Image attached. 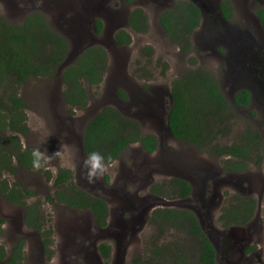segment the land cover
<instances>
[{
  "label": "rangeland",
  "instance_id": "1",
  "mask_svg": "<svg viewBox=\"0 0 264 264\" xmlns=\"http://www.w3.org/2000/svg\"><path fill=\"white\" fill-rule=\"evenodd\" d=\"M178 1L182 0H0V16L8 22L19 26L27 14L39 12L69 46L53 77H31L19 87L27 116L26 134L19 137L22 147L46 149L49 155L62 152L40 170L13 159L14 173L2 176L30 193H22L25 205H38L41 217L40 231L27 226L25 205L0 194V244L9 251L21 243L19 264H202L192 235L158 217L163 208L194 215L214 247L215 264H264V29L256 16L264 0H188L201 14L188 53L159 23L160 14ZM222 2L230 6L228 19L218 13ZM134 8L146 14L144 32L128 27ZM96 20L101 22L99 31ZM119 30L129 33V44L115 42ZM96 46L107 57L103 78L98 85L84 82L85 107L69 110L62 99V72L81 52ZM255 55L259 62L254 65ZM198 67L215 79L231 114L227 129L221 131L224 124H219L217 139L202 147L175 139L166 122L171 83ZM240 89L250 93L247 107L233 102ZM104 107L136 121L142 135L153 134L157 148L149 153L139 143L130 144L89 184L82 135ZM231 144L243 148L247 159L219 154L221 147ZM234 164L237 170L231 168ZM61 168L72 173L79 188L106 202L105 227L97 226L88 210L47 200ZM174 178L188 182L189 196L170 192L168 183ZM42 231L48 232L47 247ZM100 243L108 245L107 259L101 257Z\"/></svg>",
  "mask_w": 264,
  "mask_h": 264
},
{
  "label": "trees",
  "instance_id": "2",
  "mask_svg": "<svg viewBox=\"0 0 264 264\" xmlns=\"http://www.w3.org/2000/svg\"><path fill=\"white\" fill-rule=\"evenodd\" d=\"M124 1L132 3L137 0ZM220 11L225 18H230L231 11L227 2L221 3ZM256 16L264 29V8L257 9ZM199 19L200 9L192 1L182 0L173 8L164 10L160 14L159 23L166 36L177 44L182 52L188 53L191 47L190 37ZM128 24L134 32L146 31L148 22L144 11L134 8L129 15ZM96 26L99 31L101 28L99 20H96ZM114 39L118 45L130 43V35L124 30L116 32ZM68 47L67 40L55 32L39 12L27 14L19 26L0 16V136H4L0 142V194L11 203L25 205L22 193L30 194L22 190L16 182L9 183L7 179H2L4 173H14L11 161L14 159L17 165L33 169L31 155L33 149L29 146L22 147L19 139L26 134L24 129L27 119L19 87L31 77H53L65 60ZM106 61L105 51L96 46L85 49L71 65L64 68L61 77L64 85L62 99L69 106V110L85 107L87 93L83 84L87 82L98 85L105 73ZM170 94L172 104L166 122L175 139L202 147L217 139V134L220 133L219 124H224L221 131L227 129L231 117L230 109L221 96L215 79L203 68L198 67L174 80L171 83ZM233 102L239 107H247L250 102L249 91L246 89L237 91L233 96ZM255 136L259 138L256 133ZM133 143H139L149 153L155 151L157 147L156 137L153 134L142 135L136 121L125 118L113 107H104L85 125L81 145L85 157L88 153L97 151L106 160L111 158L113 162ZM219 154L247 159L244 149L238 148L236 144L221 147ZM231 168L237 170L235 164ZM47 179H50V175ZM168 185L171 187V193L182 198L189 196L190 185L186 180L174 178ZM53 187L56 188L53 196L47 198L50 203L57 201L77 210H88L97 226H106L108 216L106 202L79 188L73 182L72 173L68 169L57 170L53 178ZM24 211L25 224L40 231L38 221L41 217L38 205H25ZM159 211L162 214L158 217L163 222L167 220L171 226L176 224L177 229L183 228L192 235L193 241L199 245V260L202 264H215L214 247L190 211L164 208ZM250 212L249 207V213L245 218ZM1 222L0 219V224ZM41 234L45 235L43 244L47 247L48 232L42 231ZM98 250L102 258H108L107 244L100 243ZM4 256H7V251L1 247L0 260ZM21 259V243H17L11 248L6 264H19Z\"/></svg>",
  "mask_w": 264,
  "mask_h": 264
},
{
  "label": "clouds",
  "instance_id": "3",
  "mask_svg": "<svg viewBox=\"0 0 264 264\" xmlns=\"http://www.w3.org/2000/svg\"><path fill=\"white\" fill-rule=\"evenodd\" d=\"M61 148L67 149L66 145H62ZM32 168L39 170L42 167L50 164L53 157L62 156L60 149L55 150L51 155L48 154L47 150L41 151L39 148L32 150ZM111 158H106L97 151H92L86 155L83 162V167L85 169V178L89 184L94 183L99 177L107 170ZM54 171V169H53Z\"/></svg>",
  "mask_w": 264,
  "mask_h": 264
},
{
  "label": "flooded vegetation",
  "instance_id": "4",
  "mask_svg": "<svg viewBox=\"0 0 264 264\" xmlns=\"http://www.w3.org/2000/svg\"><path fill=\"white\" fill-rule=\"evenodd\" d=\"M124 1V0H123ZM125 2V1H124ZM193 2V1H192ZM126 3V2H125ZM132 3H134V2H132ZM194 3V2H193ZM195 4V3H194ZM196 5V4H195ZM221 5V4H220ZM260 8H264V7H260ZM213 9H215V8H213ZM219 10H220V6H218V13H219ZM131 13V12H130ZM220 13H221V11H220ZM130 15V14H129ZM200 16H201V14H200ZM129 18V17H128ZM199 22H200V19H199ZM199 24V23H198ZM128 27L130 28V26H129V24H128ZM197 27H198V25H197ZM196 27V28H197ZM131 29V28H130ZM126 31V30H125ZM127 32V31H126ZM132 32H134V31H132ZM128 33V32H127ZM129 34V33H128ZM255 58H256V62L254 63V65L255 64H257L258 62H259V58H258V56L257 55H255ZM240 60H241V62H243L244 61V58H243V56H241L240 57ZM235 63H238L237 61H235ZM250 103V102H249ZM157 148V147H156ZM156 150V149H155ZM154 152V151H153ZM150 153H152V152H150ZM0 248H1V244H0ZM10 251H11V249H9V251H7V256H4V258L2 259V260H0V264H6V262H7V258H8V256H9V254H10Z\"/></svg>",
  "mask_w": 264,
  "mask_h": 264
}]
</instances>
